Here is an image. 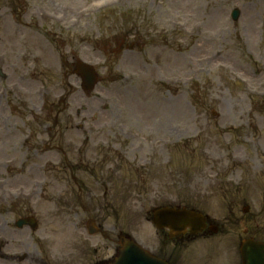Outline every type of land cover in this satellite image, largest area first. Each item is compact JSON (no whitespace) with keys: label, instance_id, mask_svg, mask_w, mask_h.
<instances>
[{"label":"rangeland","instance_id":"1","mask_svg":"<svg viewBox=\"0 0 264 264\" xmlns=\"http://www.w3.org/2000/svg\"><path fill=\"white\" fill-rule=\"evenodd\" d=\"M116 2L123 10L102 15L99 25L95 9ZM235 5L242 14L233 22L228 11ZM131 17L148 24L125 31ZM72 59L97 66L100 83L90 96L73 86L81 81L65 64ZM0 69L6 74L0 90L15 100L12 112L0 106V139L9 136L23 148L13 151L19 164L34 160L20 143L38 125L26 123L49 114L43 107L59 88L70 105L64 115L86 105L83 115L155 117L156 132L199 133L190 147L197 148L192 155L201 168L205 151L222 146L228 133L240 134L236 144L244 145L252 140L248 132L264 137V105L250 104L261 99L246 90H264V0H0ZM7 158L0 154V195L33 189L41 171L6 170L1 164ZM179 169L175 176L185 179ZM147 185L149 192L159 188ZM136 198V187L129 186L128 222L142 230L149 224L130 208Z\"/></svg>","mask_w":264,"mask_h":264},{"label":"water","instance_id":"2","mask_svg":"<svg viewBox=\"0 0 264 264\" xmlns=\"http://www.w3.org/2000/svg\"><path fill=\"white\" fill-rule=\"evenodd\" d=\"M133 254H135L134 258H130V256L127 255V257H124L121 261L119 260L116 264H157L161 263L155 259L146 257L141 253L139 250H134Z\"/></svg>","mask_w":264,"mask_h":264}]
</instances>
